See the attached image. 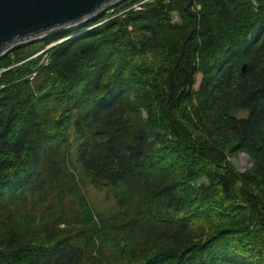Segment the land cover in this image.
Returning a JSON list of instances; mask_svg holds the SVG:
<instances>
[{
	"label": "trees",
	"instance_id": "trees-1",
	"mask_svg": "<svg viewBox=\"0 0 264 264\" xmlns=\"http://www.w3.org/2000/svg\"><path fill=\"white\" fill-rule=\"evenodd\" d=\"M135 1L0 57V264H264V0Z\"/></svg>",
	"mask_w": 264,
	"mask_h": 264
},
{
	"label": "water",
	"instance_id": "water-1",
	"mask_svg": "<svg viewBox=\"0 0 264 264\" xmlns=\"http://www.w3.org/2000/svg\"><path fill=\"white\" fill-rule=\"evenodd\" d=\"M117 1L0 0V57L16 43L77 26L89 18L91 20ZM246 68L245 64L242 72Z\"/></svg>",
	"mask_w": 264,
	"mask_h": 264
},
{
	"label": "rangeland",
	"instance_id": "rangeland-1",
	"mask_svg": "<svg viewBox=\"0 0 264 264\" xmlns=\"http://www.w3.org/2000/svg\"><path fill=\"white\" fill-rule=\"evenodd\" d=\"M119 3H121V2H119ZM119 3H113V4H111L110 6H108V7H106L105 9H103L102 11H107V10H109V9H111V8H113V7H115L116 5H118ZM102 11H100V12H102ZM99 12V13H100ZM95 17V16H94ZM93 18V17H92ZM91 18V19H92ZM90 20V18L89 19H87V20H85V21H83V22H86V21H89ZM82 22V23H83ZM80 25V24H79ZM79 25H77V26H79ZM74 27V26H73ZM68 28H71V27H68ZM68 28H65V29H63V30H66V29H68ZM63 30H61V31H63ZM57 32H59V31H55L54 32V34L55 33H57ZM81 32H83V31H77L76 33H74L73 35H71V36H69V38L70 37H73V36H75V35H77V34H79V33H81ZM51 34V33H50ZM47 36H49V34L48 35H45V36H42L41 38H43V37H47ZM52 45V44H51ZM51 45H49V46H51ZM48 45H46L43 49H40L35 55H37V54H39V53H42L46 48H48L49 47ZM235 166H236V168L238 169V170H240V171H244L245 169H247L248 167H249V165H250V163H249V160H248V157L245 155V154H240L237 158H236V160H235ZM91 195H93V193L91 194Z\"/></svg>",
	"mask_w": 264,
	"mask_h": 264
},
{
	"label": "built area",
	"instance_id": "built-area-1",
	"mask_svg": "<svg viewBox=\"0 0 264 264\" xmlns=\"http://www.w3.org/2000/svg\"><path fill=\"white\" fill-rule=\"evenodd\" d=\"M124 0H119L117 1L116 3H119V2H122ZM153 0H136L132 5H131V8L132 10H141L143 8V5L146 3V2H152ZM3 71V69H0V72Z\"/></svg>",
	"mask_w": 264,
	"mask_h": 264
},
{
	"label": "bare ground",
	"instance_id": "bare-ground-1",
	"mask_svg": "<svg viewBox=\"0 0 264 264\" xmlns=\"http://www.w3.org/2000/svg\"><path fill=\"white\" fill-rule=\"evenodd\" d=\"M59 31H61V30H59ZM54 32H52L51 34H53ZM49 35H50V33H49ZM41 38V37H40ZM37 39H39V38H37ZM34 40H36V39H34ZM31 41H33V40H31ZM24 42H30V41H23V42H19V43H16L15 45H17V44H21V43H24ZM14 45V46H15ZM13 47V46H12Z\"/></svg>",
	"mask_w": 264,
	"mask_h": 264
}]
</instances>
